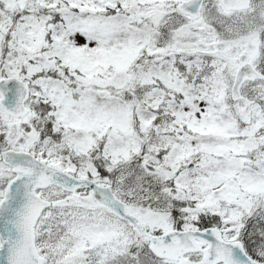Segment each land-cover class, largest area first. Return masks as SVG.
<instances>
[{
    "label": "snow or ice",
    "instance_id": "obj_1",
    "mask_svg": "<svg viewBox=\"0 0 264 264\" xmlns=\"http://www.w3.org/2000/svg\"><path fill=\"white\" fill-rule=\"evenodd\" d=\"M0 264H264V0H0Z\"/></svg>",
    "mask_w": 264,
    "mask_h": 264
}]
</instances>
